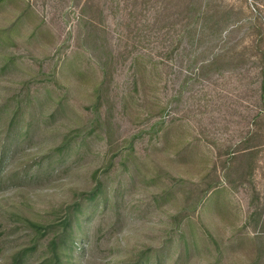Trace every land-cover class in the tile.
Here are the masks:
<instances>
[{
  "label": "rangeland",
  "instance_id": "rangeland-1",
  "mask_svg": "<svg viewBox=\"0 0 264 264\" xmlns=\"http://www.w3.org/2000/svg\"><path fill=\"white\" fill-rule=\"evenodd\" d=\"M263 92L264 0H0V264L97 183L76 264H264Z\"/></svg>",
  "mask_w": 264,
  "mask_h": 264
},
{
  "label": "trees",
  "instance_id": "trees-1",
  "mask_svg": "<svg viewBox=\"0 0 264 264\" xmlns=\"http://www.w3.org/2000/svg\"><path fill=\"white\" fill-rule=\"evenodd\" d=\"M200 14L199 21L196 22L195 28L198 36L218 37L223 34L225 27V20L218 12L203 9L201 6L198 8ZM262 100L264 104V92L262 93ZM264 117V116H263ZM68 135H64L61 146L53 149L52 152L61 154L63 151V145H66V139ZM249 148V147H247ZM243 150L242 157L239 160L245 161L250 153ZM229 167H233L236 164L237 158L234 155L229 156L227 159ZM228 168V167H227ZM211 187L215 186H209ZM102 199L105 201L103 194L102 184L97 183L92 191L86 194H81L80 197L73 201L71 204H67L65 208L59 210V218L48 226H45L44 232L50 233L45 244V255L36 264H76L74 262L76 246L78 241L83 236L82 230L84 226V220L90 215V211L95 207L98 201ZM94 211V209H93ZM26 250H20L11 258L9 264H23ZM159 256V254H158ZM161 259H157V263L160 264ZM142 264H147L146 261Z\"/></svg>",
  "mask_w": 264,
  "mask_h": 264
}]
</instances>
